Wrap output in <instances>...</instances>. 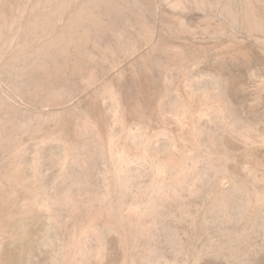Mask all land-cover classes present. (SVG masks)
<instances>
[{
    "label": "rangeland",
    "instance_id": "rangeland-1",
    "mask_svg": "<svg viewBox=\"0 0 264 264\" xmlns=\"http://www.w3.org/2000/svg\"><path fill=\"white\" fill-rule=\"evenodd\" d=\"M0 264H264V0H0Z\"/></svg>",
    "mask_w": 264,
    "mask_h": 264
}]
</instances>
